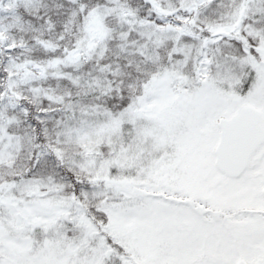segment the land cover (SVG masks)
Returning <instances> with one entry per match:
<instances>
[{
	"label": "snow or ice",
	"instance_id": "6c2138e0",
	"mask_svg": "<svg viewBox=\"0 0 264 264\" xmlns=\"http://www.w3.org/2000/svg\"><path fill=\"white\" fill-rule=\"evenodd\" d=\"M0 264H264V0H0Z\"/></svg>",
	"mask_w": 264,
	"mask_h": 264
}]
</instances>
